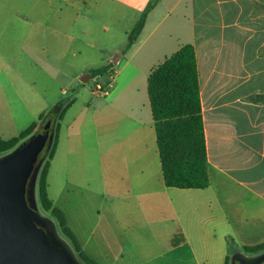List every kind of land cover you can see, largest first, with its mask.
<instances>
[{
    "label": "crops",
    "instance_id": "obj_1",
    "mask_svg": "<svg viewBox=\"0 0 264 264\" xmlns=\"http://www.w3.org/2000/svg\"><path fill=\"white\" fill-rule=\"evenodd\" d=\"M149 1L0 0V139L66 107L47 194L95 264L231 262L264 243V103L251 100L264 96V0H158L120 51ZM105 15L129 25L102 55L84 37ZM185 44L196 58L203 190L165 185L147 95L151 70ZM110 55L112 82L96 78L110 91L79 89L65 105L70 67L81 80Z\"/></svg>",
    "mask_w": 264,
    "mask_h": 264
},
{
    "label": "trees",
    "instance_id": "obj_2",
    "mask_svg": "<svg viewBox=\"0 0 264 264\" xmlns=\"http://www.w3.org/2000/svg\"><path fill=\"white\" fill-rule=\"evenodd\" d=\"M158 0H150L138 21L128 34L125 50L129 49L140 35L148 13ZM114 65L108 63L93 69L91 77L100 78L113 73ZM147 95L151 109L156 145L161 171L167 187L178 189L203 190L208 187L207 156L204 135V123L201 112L195 51L191 44H185L161 64L153 68L147 79ZM251 100L264 103V96H255ZM66 107L54 108L39 115L18 135L0 139V154L16 149L23 141L35 133L38 126L51 120L54 126L53 140L49 151L37 159L43 161L36 177L37 200L42 211L55 222L62 236L67 239L77 259L82 264H95L88 259L67 228L63 214L52 206L47 194V174L50 161L55 152V144L60 129V121ZM28 217V215L26 214ZM246 254L256 255L264 251V243L244 248ZM61 251V250H60ZM226 258L224 264H229Z\"/></svg>",
    "mask_w": 264,
    "mask_h": 264
},
{
    "label": "water",
    "instance_id": "obj_3",
    "mask_svg": "<svg viewBox=\"0 0 264 264\" xmlns=\"http://www.w3.org/2000/svg\"><path fill=\"white\" fill-rule=\"evenodd\" d=\"M118 60L119 56L115 55L110 63L117 66ZM85 79L81 77L84 83ZM53 135L54 126L47 120L32 136L0 159V264H82L68 243L58 237L55 224L40 215L34 201L35 181L44 157L36 161L42 150L45 154L49 151ZM31 170L27 185V217L22 197L24 182ZM231 264H264V251L254 256L237 254L232 257Z\"/></svg>",
    "mask_w": 264,
    "mask_h": 264
},
{
    "label": "rangeland",
    "instance_id": "obj_4",
    "mask_svg": "<svg viewBox=\"0 0 264 264\" xmlns=\"http://www.w3.org/2000/svg\"><path fill=\"white\" fill-rule=\"evenodd\" d=\"M166 1H170V0H166ZM102 20H103L102 24H104L102 29L101 30L94 29V30L90 31L89 34L84 37V39L86 40V42H87V40H90V41L94 42L95 48H96V43H97L99 45V48L102 49V51H103L102 55H103V53L105 52V50L108 47L114 45L113 42H116V44H118L120 42V39L123 37L122 33H123V31L126 28H128L129 23H128V21L114 20L112 15H105L102 18ZM170 20H171V18H170ZM170 20H168V22H170ZM106 27H107V29H106ZM124 49H125V46L121 45L119 50L123 51ZM112 57H113V55H110V57L108 59H110ZM99 64H105V63H99ZM114 68H116V67H114ZM74 74L75 73H74L73 69L70 67L69 78L67 79L68 80L67 82L68 83L70 82V85H71L70 91H63L62 94H61L62 102L64 101L65 105H67L71 101L72 97L76 96L77 90L80 89V93H83V91H82L83 88L84 89H93L94 85L96 83V77H91V74L89 72H86L83 75V76L90 75V79L89 80H88V78L85 79V80L88 81L86 83H84L80 79H76V80L72 81ZM112 75H113V78H114L115 74H112ZM103 80H107V78H104ZM108 80L110 82H112V79L108 78ZM76 86H77L78 89H76V91L72 90ZM107 90L110 91V88L108 87ZM11 132L12 131H8L7 134H5L6 138H8V139L12 138V133ZM44 152H45V150H42V152L38 156V159H39V157L43 156ZM10 153L11 152H8V153H5V154H0V159L5 157V156H7V155H9ZM31 173H32V170L27 175V177L25 179V182H24V186H23L22 207H23V211H24L25 214H27V212H28V203H29L28 200L29 199H28V193H27V185H28L29 180L31 178ZM34 197H35L34 201L36 203V206L38 208V212L40 213V215L47 217L48 219H50V221H52L55 224V222L48 216V213H46V212L41 210V208H40V206L38 204V200H37V190L36 189L34 191ZM55 226H56V231H57L58 237L61 238L62 240H64L66 243H68L70 248H72L70 242L62 236V234H61L60 230L57 228L56 224H55ZM231 250H232V252L234 251L233 247H232ZM242 254L245 255V253L243 251H242ZM231 256L232 255H230V257ZM229 264H231L230 261H229Z\"/></svg>",
    "mask_w": 264,
    "mask_h": 264
},
{
    "label": "built area",
    "instance_id": "obj_5",
    "mask_svg": "<svg viewBox=\"0 0 264 264\" xmlns=\"http://www.w3.org/2000/svg\"><path fill=\"white\" fill-rule=\"evenodd\" d=\"M112 77H113L112 73L108 75L109 79H112ZM108 86H109V84H104V83H101L99 81H96L94 88L91 89V92L96 96L97 95H100V96L105 95L107 93Z\"/></svg>",
    "mask_w": 264,
    "mask_h": 264
},
{
    "label": "flooded vegetation",
    "instance_id": "obj_6",
    "mask_svg": "<svg viewBox=\"0 0 264 264\" xmlns=\"http://www.w3.org/2000/svg\"><path fill=\"white\" fill-rule=\"evenodd\" d=\"M35 228H38L36 225H33ZM43 231V230H42ZM58 250H62L61 247L57 246L56 247Z\"/></svg>",
    "mask_w": 264,
    "mask_h": 264
}]
</instances>
